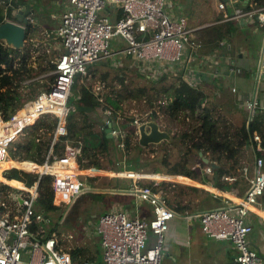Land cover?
<instances>
[{
  "label": "built area",
  "instance_id": "1",
  "mask_svg": "<svg viewBox=\"0 0 264 264\" xmlns=\"http://www.w3.org/2000/svg\"><path fill=\"white\" fill-rule=\"evenodd\" d=\"M65 1L67 9L54 34L63 47L54 61L55 69L25 81L21 91L25 92L37 80L53 77L54 81L48 84V90L38 93L22 105L9 120H4L0 112V183L7 185L4 182L5 173L16 169L12 164L19 162L11 157L10 146L41 118L55 117L57 126L53 142L43 164L47 169L38 175L40 178L53 177L54 204L66 220L78 199L90 191L78 174L82 143L66 141L67 147L61 155H56L54 151L55 144L67 136L65 117L76 76H86L89 67L106 59L125 57L130 58L132 67L141 71L148 69L149 65H156L160 71L162 66L167 70L171 68V71L183 76L184 82L197 88V70L191 66L196 62L204 64L207 61L210 64L214 56H205L201 52L215 44L213 40H203L201 31L217 24L236 22L241 25L256 24L263 30L256 71V78L260 80L264 76V8L246 10L249 3L246 4L245 0H214L217 11L222 15L221 20L196 27L191 25L187 16L173 14L169 0ZM30 22L34 20L30 19ZM224 46L225 41L219 42L216 52ZM233 92L236 90L233 89ZM245 108L251 115L260 113L264 116V106L256 99L245 102ZM153 112L157 113L156 110ZM120 120L121 117L118 123ZM111 134L123 136L118 129H112ZM254 138L261 142L259 136L255 135ZM6 163H9V167L3 168ZM212 171L211 167L206 168L208 174H212ZM240 174L247 181L248 188L237 205L228 204L222 209L185 218L199 220L201 230L208 238L229 242L235 247L237 255L230 264H264V258L250 248L248 241L255 230L251 214H264L263 158L256 156L251 166L245 163ZM108 175L133 180V188L128 192L147 202L153 209L154 217L146 222L131 217L125 211L102 215L97 224L103 250L102 264H161L169 223L178 214L160 193L139 184L142 180L154 179L153 176L129 170L110 172ZM37 188L35 184L30 189H19L27 195L19 198L21 203L17 205L16 213H0V264H77L70 253L60 250L55 237H39V234L44 235L41 229L51 220L36 211ZM36 225L39 227L34 233ZM151 236L152 244L149 245ZM26 255L28 258L25 260Z\"/></svg>",
  "mask_w": 264,
  "mask_h": 264
},
{
  "label": "trees",
  "instance_id": "2",
  "mask_svg": "<svg viewBox=\"0 0 264 264\" xmlns=\"http://www.w3.org/2000/svg\"><path fill=\"white\" fill-rule=\"evenodd\" d=\"M10 1L0 0V24L4 23L6 18H10L15 8L27 5V0H13L12 6H10ZM253 8H264V0H249L245 9L251 10ZM221 18L222 15L220 14L216 21L221 20ZM237 29L236 22H228L203 29L200 35L205 41L213 40L215 42L208 47V50H214L218 48L219 42L231 39ZM28 31L29 39L35 28L29 27ZM28 45H31V42ZM201 53L205 54L206 51ZM31 59L32 50L30 46H26L22 51H14L0 43V112L4 120H9L22 105L40 93V91L35 92L37 82L30 85L29 94L22 93L20 90L22 84L55 69L54 63L47 61L44 57L42 60L40 57L33 59V61ZM126 60L130 64V58H126ZM87 75L81 76L78 84L73 86L71 90L65 117L67 136L61 138L62 142L55 146V154H62L66 141L70 143L80 142L82 143V155L79 158L80 169L103 170V158L110 164H113L114 159L117 160V153L121 150L119 144L125 147L124 150H121L125 154L137 151V157L133 161H125L124 167H128L130 171L142 173L144 168L140 164V154L145 148L140 146L138 142H135L133 146L137 130L132 129L133 126L130 125H133L134 120L126 119L125 123H118L123 110V102L130 94L127 97H122L119 94L114 96L98 95L93 87L86 84ZM49 78L52 82L54 81L53 77ZM48 88L49 85L46 90ZM143 92L141 91V93ZM160 94L164 95V100L168 102L166 104L162 99L164 104L160 106V112L168 116L171 125L175 126L174 124L179 123L182 126H188L189 124L187 130L177 132L173 135L171 142H165L167 145L175 146L181 155L179 161L175 163H171L169 156L164 157L163 165L167 169L165 175L198 179L199 174L193 171L189 164V157L192 153H203L206 156H213L215 159L234 161V165H239L240 158L244 156L245 150H248L254 152L255 157L258 156L264 160V116L262 114H250L248 120L243 124L233 125L221 116L220 104L215 99L210 100L204 91L191 87L180 80L170 87H163L161 91H158L157 96ZM132 97H140V95H132ZM108 112L109 115H107ZM151 119L158 120L160 118L157 113L153 112ZM108 122L112 123V129L121 127L128 134L109 137L106 133ZM56 126L57 119L55 117L45 116L41 118L35 126L25 130L24 134L10 146L11 157L17 161L43 165ZM255 135L260 137V143L255 141ZM118 166L120 167V165ZM235 169H238V166L233 170ZM239 169H242V165H239ZM233 170L220 164V167L213 170L219 176L218 182L213 180L214 185L223 189L224 186L220 184L221 178L232 175ZM160 173L159 170L153 171V174ZM5 178L11 182L13 180L21 182L27 188H32L37 184L38 201L35 203L37 213L48 217L52 223H54L53 218L56 220L61 218L60 210L54 204L53 177L43 176L40 178L37 174L12 169L5 173ZM147 186L153 192H166L168 188L178 187V185L170 182L160 184L150 182ZM4 190L14 189L0 183V193ZM193 191L198 190L193 189ZM2 209L0 207V211ZM183 211V207L178 209L179 213H183ZM39 225L41 226V224ZM39 225L33 229L34 233H37ZM39 237L42 238L44 235L39 234ZM79 253L80 251L76 250L72 254L75 258Z\"/></svg>",
  "mask_w": 264,
  "mask_h": 264
},
{
  "label": "crops",
  "instance_id": "3",
  "mask_svg": "<svg viewBox=\"0 0 264 264\" xmlns=\"http://www.w3.org/2000/svg\"><path fill=\"white\" fill-rule=\"evenodd\" d=\"M28 3H30L36 11V15L30 18L31 20H34V22L31 23L32 25L30 27H34L35 31L33 35L29 37V39L27 38L26 42V46H30L32 50L31 61H33V59L37 57H40L42 60L43 57L45 58L49 55V58L45 59L54 63L55 60L53 59V56L56 55L57 57L63 51L62 45L55 38L54 34L55 31L60 27L61 16L67 9V1L27 0V4ZM214 4L217 8L216 3ZM40 5L42 6L43 13L46 14L45 23L41 22L43 17L39 16V11H41ZM15 10H25V7L20 6L18 8H15ZM171 11L173 12V10ZM184 13L185 16H187L189 19L191 18L190 15L186 14V11H184ZM177 15L180 16L184 14ZM218 15H220V13ZM236 24L238 26V29L235 31L231 39L227 41L225 40L224 48L219 49V51L217 52L216 49H206L204 50V52L206 51V53H202L205 56H214L210 59V64L207 61L204 64L201 62H196L191 66V68L197 70V82L199 84L197 88L204 91L205 94L210 97V100L215 99L220 104V113L225 119L229 121V123L233 125H241L245 121H247L248 116H250V113H248L245 108V102L251 99H256L260 103V105L264 106V76L260 80L256 78L257 66L259 64V52L263 42V30L260 29L256 24ZM30 42L31 45H28ZM33 64L35 63L33 62ZM211 68L212 70H210ZM180 72H183V70H180ZM179 80L181 81V79ZM233 89H235L236 92H233ZM120 123L123 124L122 120H120ZM52 142L53 139L51 141V144ZM57 144H55V146ZM251 153L252 152L245 150L244 157L240 158L239 165H242V168L245 163L250 166L253 164L255 156L253 152L254 158L252 156V160H249V156ZM203 158H207L210 162L215 163L217 167H220V164L218 162L213 161V156H206L203 154V156L201 157L199 153L198 160L202 164H193V166H191L192 170L196 171L199 174L198 179L194 180L182 176H174L171 178L167 177V179L163 180V182H170L178 185V187L168 188L166 192L159 191L158 193L162 195L167 204L178 214V217H176L175 219L191 223V228H186H189L191 230V235L194 231L190 239V253L193 261L196 264H202V259L205 256L206 251L208 252L207 256L209 260H213L214 264H230L233 262L237 255L235 247L229 242L217 241L208 238L203 234L199 220H189L185 217L201 212H207L209 210L222 209L225 208L228 204L237 205L239 198L245 194L248 188V183L244 178L241 177V170L239 169L238 165V169H235L231 172L232 175L221 178L220 184L224 186L223 189L215 186L213 180L215 182H218L219 176L216 175L213 171L212 174H208L206 172V168L210 166L205 164ZM228 161L229 160L224 159L221 164L226 165ZM19 162L20 163L12 164V166H16L17 170H20V168H26V170H21L27 173H32V171H34L38 175L39 172L45 171L47 169L46 167L36 165L35 163L31 162ZM9 163L4 164L3 168L9 167ZM117 163V165H120L122 170H129L128 167H124L125 161H117ZM196 165L198 166V169ZM212 170H215V168H212ZM88 171L92 173V169ZM78 174H80V172ZM154 177L155 178L152 180L140 181L139 184L146 187L150 182H155L157 184L162 183L155 180L161 178L159 174H155ZM173 178H177L178 180L183 181V183L173 182ZM14 181L15 180L11 182V180L9 181L7 179H4V182L7 184V186L14 189L12 191H14L16 194L11 193L12 195L10 194L9 198L1 200L0 204L3 208L0 211L1 214H5L10 211L12 213H16V210L18 208L17 205L21 203L19 198L27 195V193L21 192L19 190L27 187L21 182ZM125 181H131V186L125 187V184L119 185L112 183V185L107 188H98L96 190L95 188L90 186V191L88 193H96V202L99 206V209L102 210L101 213H99V211L95 222L89 221L86 225L87 227L83 224V221H79L77 223V230L75 229V221L68 223L70 228L68 227V225L66 226V233L68 232L67 234H64L66 235V240H64L66 241V244L62 245V249L60 248V250L70 253L77 264H81L84 262H90L92 264H102L103 250L100 243V236L97 233V224L99 218L102 215L125 211L131 217L139 218L140 220L146 222L150 221L154 217L153 209L147 202L138 199L128 192L129 190H131V188H133L134 181L128 179ZM173 189H178L180 193L173 194L169 197L168 195ZM193 189H197L198 191H193ZM186 191H192V193L196 194L195 196H197V198H195V202H193L192 199L184 200L187 194ZM201 191L206 194V198L208 197V200H211L213 202L215 200L217 203H220L221 206L214 207L213 205L209 204L205 206V201L207 200H204L206 198L199 194V192ZM130 197L132 198V200L129 202V206L128 204H123L122 200L129 199ZM218 198H221V200H218ZM172 199H174L173 202L171 201ZM198 199L201 200L198 201ZM106 206H109L110 209H108L107 207V209L104 210V207ZM180 207H183V213L178 212V209ZM73 210L71 213H73ZM68 219H66V222ZM251 222L255 230L252 234H250L248 238L250 248L258 252L264 258V214L252 213ZM170 223L168 231H170ZM81 227L82 229H80ZM73 228L76 230V233L81 234L82 236L81 239L77 238L76 243L74 244L70 241V239L74 237L73 235L75 233V230ZM152 239L153 237L151 236L149 245L152 244ZM76 250L80 251V253L74 258L72 253ZM27 258L28 257L26 255L25 260Z\"/></svg>",
  "mask_w": 264,
  "mask_h": 264
},
{
  "label": "rangeland",
  "instance_id": "4",
  "mask_svg": "<svg viewBox=\"0 0 264 264\" xmlns=\"http://www.w3.org/2000/svg\"><path fill=\"white\" fill-rule=\"evenodd\" d=\"M169 2L171 3L172 6L171 9L173 10L174 14L185 15L184 11H186V14L190 15L191 17L190 18L191 25L193 26L196 25V27L215 22L219 14L214 4L216 3L214 0H169ZM178 8H181V10H178ZM40 9L41 11H39V16L44 18V19L42 18L41 22L45 23L46 14L43 13L42 6L40 7ZM48 56H46L45 58L48 59L49 58ZM56 58H57L56 55H54L53 59L56 60ZM210 70H212V68ZM165 71L167 72L165 73ZM170 71L171 68L167 70L163 66H162V70L160 71L156 67V65H149L148 69L141 71L139 69H136L135 66L132 67L131 62L129 64L125 57H115L108 60L106 59L94 66H91L87 72L88 78L86 80V84L88 86L93 87L94 91L98 95L108 94L114 96L119 94L122 95V97H127L130 94L127 97V99H125L123 102L121 120L122 123H125L126 119L134 120L133 125H130L131 127L133 126L132 129L137 130V136L134 137V142H133V146H134L135 142L139 143L140 140V137L138 135V128H139L138 126L139 125L142 126L143 124L152 121L153 119H151V115H152L151 113L154 110H156L160 119L153 121H157L162 126L163 130L166 125L165 127L166 130L164 131H167L172 137L177 132H183L184 130H187L189 128V124L188 126L187 125L182 126V124L177 123L174 124L175 126H172L168 116L160 112V106L164 104V101L166 102V104H168V102L164 100L165 99L163 98L164 95L160 94L159 96H157L158 91H161L163 87H170L176 82H179L178 81L179 79L183 81L182 75H180L179 73L173 70L171 72ZM186 80L190 81L189 79ZM36 82H37V88L35 92L38 93L39 91L40 92L45 91L47 89L48 84H50L52 81L50 80L49 77H47L45 80L41 79V80H37ZM30 91H31L30 88H28L25 89V92L22 93L29 94ZM141 91L144 92L141 93ZM132 95L133 96L140 95V97H132ZM221 116L223 117L222 114ZM225 120L229 122L227 119ZM118 130H121L123 136L128 134V132H124L121 129V127H119ZM61 142L62 141L60 140L59 143ZM118 146L120 145L118 144ZM124 148H125L124 146L122 147L120 146L121 150H124ZM121 150L117 153V160L114 159L113 164H110L105 158H103L102 160L104 166L103 170L92 169V173H90L88 171L90 169H80L79 176L83 184H85L87 187L92 186L93 188H95V190L98 188L100 189L107 188L111 186L112 183L119 185L125 184L126 185L125 187L131 186L132 182L125 181L127 179H114L108 175L110 172L113 171H121L122 168L118 167L117 161L119 162H124L129 160L133 161L137 157V151H131L129 154H125ZM56 155H58V153ZM165 156H169V160L171 161V163L173 162L175 163L179 161V159L181 158V155L179 151L175 149V146L167 145V143L165 142H162L158 145H149L148 147H146L144 151L140 154V164L144 168L142 173L154 177L155 174H153V171L159 170L161 172L159 174L161 178L155 180L160 182H163L165 178L170 177L165 175L167 173V169L163 165V159ZM252 156L253 153L250 154L249 160H252ZM212 159L213 161H216L220 164L224 160V159L221 160L215 159V157H213ZM16 163H20V162H16ZM189 163L190 166H193V164H200V165L202 164L198 160L197 153H192L190 155ZM226 165L224 164V166L227 169H231V170H233L236 166H238V165H234L233 162L230 160L226 163ZM32 173L37 174L34 171H32ZM173 182L183 183V181L178 180L177 178H173ZM11 193L16 194L12 190L2 191L0 193V201L2 199L9 198ZM179 193L180 191L178 189H173L171 193L167 195L170 197L173 194H179ZM199 194L204 198H206V194L204 192L201 191L199 192ZM195 195H196L195 193L189 191L187 192L185 198L184 197L183 198L184 200L192 199V201L195 202V198H197V196ZM96 196L97 195L94 192L86 193L85 195H83V197H81L73 206L72 208V210L74 209L73 213H71L66 218V219L69 218L68 219L69 221L67 220L66 222L65 215L63 213H60L62 214L60 216L61 220L60 219L56 220L55 218H53L54 223H48L45 226V228L41 229L44 230V237H49V236L55 237L59 242V248L62 249V245L66 244L65 243L66 241H64L66 240L65 239L66 235L64 234L66 233V226L68 225V223L77 221L76 223L74 222L75 229L77 228V223L79 221L80 222L83 221V224L86 226L89 221L95 222L98 212L100 211L99 213H101L102 210L99 209V206L97 205ZM129 199H123L122 200L123 204H128L129 206V202L132 200V198L130 197ZM200 200L198 199V201ZM204 200H207L205 201V206L208 204L213 205L214 207L221 206V204L217 203L215 200L214 202L208 200V197ZM171 201L173 202L174 199H172ZM107 207L108 209H110L109 206H106L104 207V210L107 209ZM170 226H171L170 231L166 233V245L164 248V256L161 264H196L193 261V258L190 253V248H191L190 239L194 233L193 231L191 235V230L189 229L191 228L190 227L191 223L186 221H179V219H175L170 223ZM80 229H82V227ZM76 230L73 235L74 237L70 239V241L73 244L76 243L77 238L78 239L82 238L81 234L76 233ZM207 253L208 252L206 251L205 256L202 259V264H214L213 260H209Z\"/></svg>",
  "mask_w": 264,
  "mask_h": 264
},
{
  "label": "water",
  "instance_id": "5",
  "mask_svg": "<svg viewBox=\"0 0 264 264\" xmlns=\"http://www.w3.org/2000/svg\"><path fill=\"white\" fill-rule=\"evenodd\" d=\"M245 3H249V0H245ZM35 15L36 11L30 3L25 6V10H13L10 19L0 24V43L10 50H24L29 33L28 28L32 25L30 18ZM80 78V75L76 76L74 87L78 84ZM106 133L109 137H112V124H108ZM138 135L140 137L139 144L143 148L149 145H158L162 142H171L172 140V136L167 131H164L157 121L153 120L139 126ZM65 146L67 147V145ZM200 156L202 157L203 153H200ZM203 161L210 167L217 168V165L210 162L207 158H203Z\"/></svg>",
  "mask_w": 264,
  "mask_h": 264
}]
</instances>
